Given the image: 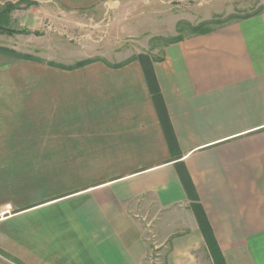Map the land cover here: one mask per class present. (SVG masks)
I'll return each instance as SVG.
<instances>
[{"label": "crops", "instance_id": "obj_1", "mask_svg": "<svg viewBox=\"0 0 264 264\" xmlns=\"http://www.w3.org/2000/svg\"><path fill=\"white\" fill-rule=\"evenodd\" d=\"M34 1L70 24L107 4ZM170 1L149 3L155 13ZM114 2L105 17L122 19L101 39L131 32L118 25L130 10ZM73 31L78 48L91 47ZM131 57H77L92 61L55 72L37 106L25 89L20 100L0 95V210L11 207L0 213V264H214L178 164L224 264H264V10L150 59L177 157Z\"/></svg>", "mask_w": 264, "mask_h": 264}, {"label": "rangeland", "instance_id": "obj_2", "mask_svg": "<svg viewBox=\"0 0 264 264\" xmlns=\"http://www.w3.org/2000/svg\"><path fill=\"white\" fill-rule=\"evenodd\" d=\"M114 1L117 0H107V4L99 7L93 16H82L77 24H70L65 18L55 14L52 6L45 7L34 0H0V5L19 4L20 9L13 12V28L31 33L0 35V95L6 94V90L25 89L29 91L26 93L29 97L25 104L37 106L41 99L38 90L48 82L52 83L55 72L78 69H60L49 63L71 67L80 62L77 57L100 55L108 48L121 52L124 56L156 59L159 58L162 46L175 38L195 34V30L200 27L211 29L264 10V0H172L164 3L162 10L155 12L158 14L156 16L151 15L155 13L149 0H122L121 4H125L130 13L123 17L126 21L118 25H122L121 29L126 26L131 32L126 36L110 34L106 40L101 39L107 31L108 21L114 24L122 19L115 17L116 20H112L105 17L108 5L113 6ZM141 6V13L134 10ZM112 9L117 10L119 6L111 7ZM26 16L34 22L31 25L33 31L29 30L28 25H24ZM73 30L81 31L91 47L87 44L83 49L78 48ZM84 43L83 41L82 44L85 45ZM20 94L16 91L15 99L20 100ZM6 209L5 205L0 213Z\"/></svg>", "mask_w": 264, "mask_h": 264}, {"label": "trees", "instance_id": "obj_3", "mask_svg": "<svg viewBox=\"0 0 264 264\" xmlns=\"http://www.w3.org/2000/svg\"><path fill=\"white\" fill-rule=\"evenodd\" d=\"M19 9H20L19 4L6 3L4 5H0V35L12 36L14 34H23V35L31 34L27 30H16L13 28V24L15 22L13 19V12ZM208 30H209L208 28L200 27L195 30L196 31L195 34H202V33L207 32ZM34 34L38 35L37 32H35ZM180 39L181 37L175 38L169 42H176ZM132 59L139 60V62L142 65L145 79H146L149 91L151 93V97L155 105L161 127L163 129L165 138L167 140L169 150L171 151L174 157H177L180 154L177 149V144H176V141L172 133V129H171L168 117H167L165 105H164L159 87L157 85V82H156V79H155V76L152 70L151 60L146 56L132 57ZM91 61L92 60L80 61L71 67H62L61 65L55 64V63H49V64L53 67H57L60 69L71 70L74 68L82 67L90 63ZM177 172H178L179 179L183 185V188L185 189L187 196L194 202L193 211L196 215L197 222L203 233V236L205 238V243L211 253L214 264H224V261L221 255L216 254V253H219V251L217 250L216 242L213 238L211 228L205 218V215L200 205L197 203V197H196L193 184L188 176L186 169L184 168L182 164L177 165Z\"/></svg>", "mask_w": 264, "mask_h": 264}, {"label": "built area", "instance_id": "obj_4", "mask_svg": "<svg viewBox=\"0 0 264 264\" xmlns=\"http://www.w3.org/2000/svg\"><path fill=\"white\" fill-rule=\"evenodd\" d=\"M6 208H7V209L5 210V212L8 211V210L10 209V205H6Z\"/></svg>", "mask_w": 264, "mask_h": 264}]
</instances>
